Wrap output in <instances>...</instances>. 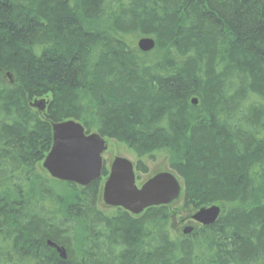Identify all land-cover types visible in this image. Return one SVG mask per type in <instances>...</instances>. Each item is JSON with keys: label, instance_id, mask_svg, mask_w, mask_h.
<instances>
[{"label": "trees", "instance_id": "obj_1", "mask_svg": "<svg viewBox=\"0 0 264 264\" xmlns=\"http://www.w3.org/2000/svg\"><path fill=\"white\" fill-rule=\"evenodd\" d=\"M69 120L141 173L165 155L179 199L107 217L106 170L86 189L41 177ZM213 205L173 236L177 211ZM0 264H264V0H0Z\"/></svg>", "mask_w": 264, "mask_h": 264}, {"label": "water", "instance_id": "obj_2", "mask_svg": "<svg viewBox=\"0 0 264 264\" xmlns=\"http://www.w3.org/2000/svg\"><path fill=\"white\" fill-rule=\"evenodd\" d=\"M155 46L151 38H142L137 43L142 53L152 52ZM192 105L197 106L198 100L193 99ZM30 106L44 111L46 101H35ZM52 140L51 149L42 163V168L52 179L86 188L102 178L103 155L108 150V143L100 134H88L82 124L69 120L52 126ZM181 192V182L172 172L158 173L138 187L133 163L117 157L104 184L102 199L108 207L139 216L148 209L173 204ZM220 215L221 208L213 205L197 211L192 220L208 227L214 225ZM193 231L194 228H186L183 234L188 236ZM48 245L57 248L62 258H66L63 248L51 242Z\"/></svg>", "mask_w": 264, "mask_h": 264}, {"label": "rangeland", "instance_id": "obj_3", "mask_svg": "<svg viewBox=\"0 0 264 264\" xmlns=\"http://www.w3.org/2000/svg\"><path fill=\"white\" fill-rule=\"evenodd\" d=\"M106 141L108 143V150L103 155V160L107 173H109L111 164L117 157L128 159L135 165L138 164V157L125 145L113 140L106 139ZM141 162L143 163V166H145L147 171L146 173L136 172L137 186L141 187L149 178L158 173L169 172L168 161L165 155H156L154 160H150L148 157H145L141 159ZM42 163L38 166V173L41 177L49 178V174L42 168ZM104 183L105 178L101 181V188ZM55 188L56 194L61 195L69 200L68 198L70 194L69 191L65 189V187L55 186ZM99 209L107 215H112L115 213V210L113 208H108V206L104 204V201L99 202ZM196 213L197 211L190 213L185 210H180L175 213L174 218L172 219L170 224V230L175 238L180 239L185 237L183 232L186 228H194L198 225L192 220L193 215Z\"/></svg>", "mask_w": 264, "mask_h": 264}, {"label": "flooded vegetation", "instance_id": "obj_4", "mask_svg": "<svg viewBox=\"0 0 264 264\" xmlns=\"http://www.w3.org/2000/svg\"><path fill=\"white\" fill-rule=\"evenodd\" d=\"M52 142H53V140H52ZM43 162V161H42ZM113 163V162H112ZM112 165V164H111ZM134 165V169H135V173L136 172H139L138 170H137V165H135V164H133ZM110 169H111V167H110ZM104 170H105V165H104V168H103V172H104ZM103 172H102V177H103ZM109 173H110V171H109ZM109 173L107 174V176L106 177H103V179L105 178V182H106V179H107V177L109 176ZM50 179H52L51 177H49ZM102 179V178H101ZM53 181H54V179H52ZM97 182V181H96ZM136 182H137V176H136ZM68 184V183H67ZM105 184V183H104ZM92 185V184H91ZM90 185V186H91ZM77 186V185H76ZM90 186H88V187H90ZM78 188H81V187H79V186H77ZM88 187H86V188H88ZM138 187H140V186H138ZM86 188H81V189H86ZM103 188H104V185L102 186V188H101V190H100V194H99V197H98V210H100L99 209V202H103V199H102V194H103ZM108 208H111V207H108ZM112 209V208H111ZM114 210H115V213H116V210H119V208L117 209V208H113ZM120 210H122V209H120ZM101 211V210H100ZM102 212V211H101ZM103 213V212H102ZM114 213V214H115ZM104 214V213H103ZM105 216H107V217H109V216H112V215H107V214H104ZM50 242V241H49ZM53 244V243H52ZM58 248H63L64 250H65V253H67V250L64 248V247H62V246H58L57 244H55ZM51 247V246H50ZM53 248V247H52ZM55 250H57V248H54Z\"/></svg>", "mask_w": 264, "mask_h": 264}]
</instances>
